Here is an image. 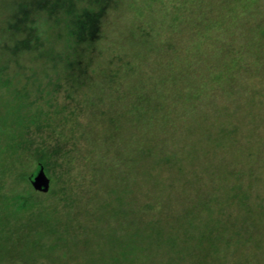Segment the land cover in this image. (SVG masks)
Here are the masks:
<instances>
[{
  "label": "trees",
  "instance_id": "1",
  "mask_svg": "<svg viewBox=\"0 0 264 264\" xmlns=\"http://www.w3.org/2000/svg\"><path fill=\"white\" fill-rule=\"evenodd\" d=\"M17 2L0 19L1 79L8 77L10 63L45 45L47 37L38 29L42 13L57 23L62 8L60 0ZM168 2H150V13L144 15L151 19L118 38L121 44L110 43L118 47L105 62L113 69L103 70L94 92L96 99L112 95L108 113L99 110L100 121L110 130L103 140L88 139L95 146L93 169L104 187L113 189L110 193L118 189L116 180L126 186L128 174L139 173L146 197L153 198L157 188L160 194L173 191L175 198L187 195L197 208L184 209L175 223L203 224L200 237L191 240L207 241L214 252L229 233L236 245L226 235L225 247L236 248L240 264H264V97L256 98L264 88V0H171V12ZM94 3L97 10L90 3L81 10L73 7L69 15L64 12L71 20V47L65 59L59 57L73 85L78 80L71 69L85 68L75 55L80 45L107 38L101 21L110 0ZM50 54L45 50L35 55L57 66ZM124 102L129 118L119 113ZM67 108L63 104L60 111ZM117 158L125 164V174L112 162ZM43 163L44 157L32 160L30 174L12 182L11 191L16 192L19 181L31 183ZM206 178L213 190L202 185ZM132 193L134 189L124 192ZM155 206L162 208L154 199L145 203L144 213Z\"/></svg>",
  "mask_w": 264,
  "mask_h": 264
},
{
  "label": "rangeland",
  "instance_id": "2",
  "mask_svg": "<svg viewBox=\"0 0 264 264\" xmlns=\"http://www.w3.org/2000/svg\"><path fill=\"white\" fill-rule=\"evenodd\" d=\"M60 1L57 23L46 13L38 21V29L47 37L45 45L10 63L7 78L1 79L0 75V264H240L236 248L225 247L226 235L236 245L237 240L229 233L220 239L224 241L217 251L209 252L207 241L197 244L191 240L200 237L203 224L175 223L184 209L197 208L187 195L175 198L173 191L163 189L160 194L157 188L153 198L146 197L139 173L136 177L128 174L126 186L124 181L116 180L114 187L118 189L110 193L113 189L105 188L93 169L95 146L88 139L103 140L110 130L100 121L103 117L99 110L108 113V98L112 95L94 98L103 70L113 69L105 62L118 52V47L113 49L110 43L121 44L118 38L134 27H143L145 18H150L148 5L153 0H110L101 21L107 38L80 45L79 55H75L82 61L80 67L85 68L71 69L72 77L78 80L74 85L65 77V60L61 62L59 57L63 54L65 59L71 47V26L67 25L71 20L64 12L69 15L73 7L81 10L90 3L97 10V4L95 0ZM17 3L0 0V19L11 13ZM170 3L171 0L169 12ZM45 50H51L57 66L50 58L36 57ZM117 97L121 100L120 95ZM263 97L264 88L256 98ZM63 104L68 106L66 112L60 111ZM129 109L124 102L120 115L129 118ZM38 157L46 160L43 167L51 180L50 191H36L25 180L19 181L13 193L12 182L22 174L29 175V163ZM112 162L123 172L126 166L121 159ZM206 183H210L208 178L202 185ZM208 187L213 190L212 185ZM133 189L134 193L124 194ZM216 195L219 197L218 192ZM153 199L163 209L155 206L144 213L145 203ZM26 200L28 203L23 205ZM38 202L41 206L33 207Z\"/></svg>",
  "mask_w": 264,
  "mask_h": 264
},
{
  "label": "water",
  "instance_id": "3",
  "mask_svg": "<svg viewBox=\"0 0 264 264\" xmlns=\"http://www.w3.org/2000/svg\"><path fill=\"white\" fill-rule=\"evenodd\" d=\"M31 184L36 191L48 193L51 188V180L43 166H39L34 176L31 179Z\"/></svg>",
  "mask_w": 264,
  "mask_h": 264
}]
</instances>
